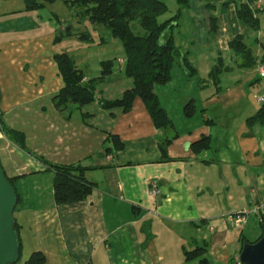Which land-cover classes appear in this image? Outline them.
I'll use <instances>...</instances> for the list:
<instances>
[{"label":"crops","instance_id":"0c3cea01","mask_svg":"<svg viewBox=\"0 0 264 264\" xmlns=\"http://www.w3.org/2000/svg\"><path fill=\"white\" fill-rule=\"evenodd\" d=\"M246 1L178 6L174 41L194 72L186 75L175 62L170 80L155 86L172 121L167 129L155 126L138 96L126 111L103 105L133 86L125 55L116 65L112 58V72L97 82L91 102L57 108L53 96L65 83L54 55L67 52L86 83L105 60L97 58L92 72L90 45L108 44L112 54L120 41L109 30L102 38L105 29L79 10L64 34L63 18L50 9L57 1L29 9L27 0H0V114L4 127L24 134L23 147L0 142V163L19 195L14 218L22 259L41 250L44 264H232L243 239L262 223L251 215L241 231L224 213L250 209L264 193V124L247 122L264 102L261 62L242 67L229 47L241 35L253 55L262 54L264 0L249 5L258 10L256 30L237 15ZM81 31L90 33L87 39ZM70 38L82 45L71 47ZM189 100L195 111L186 116ZM202 137L209 146L197 151L193 144ZM44 161L79 166L95 185L82 200L57 204L53 170ZM197 246L206 252L187 258L185 251Z\"/></svg>","mask_w":264,"mask_h":264},{"label":"trees","instance_id":"16d2710c","mask_svg":"<svg viewBox=\"0 0 264 264\" xmlns=\"http://www.w3.org/2000/svg\"><path fill=\"white\" fill-rule=\"evenodd\" d=\"M55 1L57 0H43L42 2L27 0L26 6L29 9H38L44 5V2L51 3ZM61 1L71 8L75 6V8H79L78 12L83 17L87 16L90 23L106 27L111 36L118 39L122 44L125 55L124 73L132 78L133 86L126 89L119 98L104 100L103 105L105 107H120L126 111L131 107L134 98L138 96L144 102L155 126L172 128V121L160 105L154 89L156 85L165 84L170 80L171 69L175 62L180 64L186 75L191 76L194 72L186 52L177 46L174 41L173 29L177 25L180 10H177L175 14L168 18L160 20L159 17L168 10L166 2L163 0ZM176 1L179 6L189 4V0ZM208 1L206 0L205 6L207 8L214 7ZM254 1L247 0L245 3L240 4L237 15L240 20L256 30L259 27V19L254 15V12H258V10L249 7ZM228 3L229 1L224 2L222 6L225 7ZM136 28H139V30H136ZM70 33V28L64 31V34ZM89 35L90 33H82L80 37L87 39ZM259 46L262 54L257 57L253 55L251 48L243 41L241 35L235 36L229 42V47L238 55V64L242 67H252L258 61L264 63V38L259 40ZM54 59L65 83L58 93L53 96L55 106L61 109L66 108L70 102L78 105L91 102L95 96L97 82L111 74L114 63L112 59L102 60L99 76L90 78L88 82L83 83V71L76 67L73 58L67 52L56 53ZM219 70V63H217L211 74L214 76ZM183 109L186 116H191L195 111L193 101H187ZM0 118V125L3 126L9 138L23 147L24 134L4 127L1 114ZM247 122L249 124H264V102L254 115L247 118ZM113 139L117 147L121 145L117 137H113ZM193 146L197 151L207 148L209 146L208 138L202 137ZM44 162L53 170V198L57 204L80 201L89 194L95 185V182L85 177L84 169L79 166ZM7 178L14 186L13 179ZM18 200L19 195L17 193ZM15 227L19 232L17 222H15ZM243 242H245L244 239ZM21 246L20 241L17 261L21 257ZM205 252L206 247L197 246L194 249L185 251V256L187 258L199 257ZM44 262V252L33 250L22 264H44Z\"/></svg>","mask_w":264,"mask_h":264},{"label":"water","instance_id":"95a60500","mask_svg":"<svg viewBox=\"0 0 264 264\" xmlns=\"http://www.w3.org/2000/svg\"><path fill=\"white\" fill-rule=\"evenodd\" d=\"M69 28L67 25L65 30ZM16 204V190L0 163V264H14L17 261L20 238L15 227ZM239 255L243 264H264V224L261 237L255 242H243Z\"/></svg>","mask_w":264,"mask_h":264},{"label":"rangeland","instance_id":"374dc122","mask_svg":"<svg viewBox=\"0 0 264 264\" xmlns=\"http://www.w3.org/2000/svg\"><path fill=\"white\" fill-rule=\"evenodd\" d=\"M163 1L166 2L167 6H168V10H167V12H165L163 15H161L159 17L160 20H162L164 18H167V17L175 14L176 11H177V8L179 6V5L176 4V1L175 0H163ZM75 7H73V8L68 7V6L64 5L61 0H57V2H55L54 4L51 5V8L50 9L58 13L59 19L60 18H63L62 20L65 23L64 27H66L67 25H69L70 26V29L73 30V27L75 26V25L71 26L72 24H74L73 23V18H74V13L73 12H76L79 9V8H75ZM46 12H47L46 10H43L41 13L44 14ZM100 27H103V29H105L102 32H100V34L102 33V35H101L102 38H105V34H103V32L104 31H108V29L106 27H104L103 25H100ZM81 29H82V27H81ZM136 30H139V28H136ZM64 31H66V30L63 29V32ZM82 33H86V32L81 31L80 34H82ZM80 41L81 40L73 39V38H70L68 40V42H70L72 44L71 47H75V48H77L80 45H82V43ZM88 43H89V41H88ZM107 47H108V44H106V46H104L102 49L101 48H97V44H91L90 45V48H89V55H90V58H89V62H90L89 68H90V70L92 72H93V69L92 68L94 66L93 63L96 62L95 60L97 58H100V60L106 59V58H110V59L113 58V60L115 61V65H116L117 64V59H116L117 56H119V55L123 56L124 55V51L122 50V46L120 45V43H119L118 49H115L112 52V54L110 52H107V49H109ZM119 50L120 51L122 50V52H120ZM92 74L95 75V73H92ZM0 122H1V118H0ZM9 140H11V139L9 138V136L7 135V133L4 131L3 126L0 125V142L3 141L5 143H7ZM263 224L264 223H262V225ZM262 225H256L257 226L256 229L253 232L248 233L246 235L249 240L246 239V238L244 240L245 241H249V242H255V241H257L259 239V237L262 235ZM22 258H24V257H20L19 258V261L20 260H23L24 261L26 259V258L25 259H22Z\"/></svg>","mask_w":264,"mask_h":264},{"label":"built area","instance_id":"2783aa9c","mask_svg":"<svg viewBox=\"0 0 264 264\" xmlns=\"http://www.w3.org/2000/svg\"><path fill=\"white\" fill-rule=\"evenodd\" d=\"M258 74L260 77L264 78V63L259 64ZM156 192L157 186L155 183H153L151 187V193L155 195ZM251 215L255 216L260 221V223H264V193L258 198L256 203L250 209H241L224 213V217L230 223V225L241 231L243 230ZM232 264H243L239 253L233 255Z\"/></svg>","mask_w":264,"mask_h":264}]
</instances>
